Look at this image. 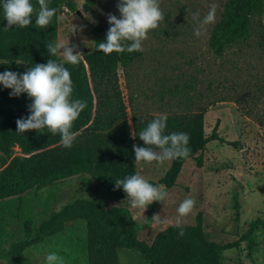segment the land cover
Wrapping results in <instances>:
<instances>
[{"label": "rangeland", "instance_id": "374dc122", "mask_svg": "<svg viewBox=\"0 0 264 264\" xmlns=\"http://www.w3.org/2000/svg\"><path fill=\"white\" fill-rule=\"evenodd\" d=\"M226 1L160 0L164 22L149 33L141 57L115 71L129 121L134 115L149 118L161 113H204L206 136L216 129L222 141L207 144L201 154L202 167L198 168L194 160L186 161L176 185L167 189V199L153 202L143 214L132 209L126 199L110 201L91 177L32 189L21 202L16 198L1 200L0 264H11L9 245L24 239L26 227L34 236L51 213L76 199L103 207H111L106 203L109 201L127 210L138 238L146 243H151L158 232L176 225L177 209L186 197L195 199L196 205L182 225H194L200 215L207 238L214 242H236L252 221L264 219V0L261 13L254 17L251 38L228 47L218 57L211 35ZM75 2V12L64 6L58 10L56 43L69 41L81 54L90 53L98 45L85 26L86 21L90 22L85 13L95 22L108 24L109 13L119 18V0H94L88 11L84 10V0ZM213 3L218 5L215 23L197 37L193 13L199 12L203 19ZM72 25L78 28L75 34ZM55 58L64 62L59 55ZM21 156L19 147L9 155L0 153V176L12 158ZM170 165L171 161L162 165L137 163L138 174L157 185ZM85 237L83 221L68 223L61 234L27 248L23 263L44 264L45 254L55 252L63 257L64 264H87ZM116 256L117 264H150L138 252L125 248L117 249ZM220 264H264V235L257 231L251 252L245 241L223 252Z\"/></svg>", "mask_w": 264, "mask_h": 264}, {"label": "trees", "instance_id": "16d2710c", "mask_svg": "<svg viewBox=\"0 0 264 264\" xmlns=\"http://www.w3.org/2000/svg\"><path fill=\"white\" fill-rule=\"evenodd\" d=\"M94 0H84V10H90ZM36 5V0H32ZM56 14L47 28L33 24L26 28L13 26L5 31L2 4H0V73L12 71L23 74L36 64H46L48 59L64 63L71 73L73 98L87 102L86 108L74 122L72 131L76 138L71 148L61 144V137L45 129L17 132L16 121L27 118L31 100L26 94L10 96V89L0 85V153L9 155L19 147L21 157H14L0 176V201L18 199L32 189L41 190L73 178L91 177L110 201L126 199L122 188L115 186L117 179L137 174L133 146L144 147L139 133L155 117L134 115L129 121L115 71L126 67L141 57V52H123L105 55L96 49L82 54L79 63L71 65L49 55L46 45L56 42L57 14L61 6L75 12V0H49ZM263 0H227L212 35L211 45L216 56L221 57L228 47L246 41L253 34L254 17L262 11ZM96 44L106 40L109 24L85 22ZM6 37L7 39H5ZM131 122V124H130ZM165 134L184 132L189 136V156L171 161L169 170L159 184L171 189L176 185L184 163L196 161L202 167L201 154L211 141H222L213 129L205 135L204 113L167 115ZM228 145L231 143L225 142ZM235 207L238 202L235 199ZM73 221L85 223L87 264H117V249L138 252L150 264H220L223 252L247 242L249 251L255 249L256 233L264 235V219L258 218L236 242L218 243L207 238L200 215L191 226H168L158 232L151 243L138 238L131 215L125 209L103 207L86 199H76L39 224L34 236L26 227L24 239L11 243L8 256L11 264H24L23 252L46 238L61 234ZM181 229L183 236H179Z\"/></svg>", "mask_w": 264, "mask_h": 264}, {"label": "clouds", "instance_id": "9594fccd", "mask_svg": "<svg viewBox=\"0 0 264 264\" xmlns=\"http://www.w3.org/2000/svg\"><path fill=\"white\" fill-rule=\"evenodd\" d=\"M7 31L13 26L26 28L34 23L40 28H47L56 14V9L49 6V0H0ZM119 18L109 13L107 22L109 29L106 40L98 43V51L105 55L143 51V44L149 38V33L156 30L164 22L165 14L160 7V0H119L116 5ZM218 5L213 3L208 13L201 19L199 12L193 13L196 24L195 35L203 34L206 26L215 23V13ZM85 18L95 23L87 13ZM82 31V28L79 29ZM78 28L72 25V34ZM77 45L49 42L46 50L50 56H61L63 61L76 65L82 54ZM0 85L10 89V96L19 97L26 94L31 100L28 107L30 115L16 121L17 132L36 131L40 134L46 129L52 135L61 137V144L71 148L77 133L72 131L74 122L86 108L87 102L73 98V83L71 73L64 63L48 59L46 64H36L28 68L22 75L12 71L0 73ZM167 114H157L156 117L140 131L139 139L144 147L134 145L133 153L137 163L162 165L165 161L186 159L190 154L189 136L184 132L165 134ZM117 188H122L126 200L132 209L143 212L153 202L162 203L168 197V191L163 184L153 185L145 177L132 174L115 181ZM88 198V197H87ZM196 205L195 199L186 197L179 205L176 226L181 227L183 218L189 216ZM154 216V218H157ZM181 229L179 236H183ZM44 264H64L63 257L55 252L44 256Z\"/></svg>", "mask_w": 264, "mask_h": 264}, {"label": "crops", "instance_id": "0c3cea01", "mask_svg": "<svg viewBox=\"0 0 264 264\" xmlns=\"http://www.w3.org/2000/svg\"><path fill=\"white\" fill-rule=\"evenodd\" d=\"M209 110H211V109H209ZM204 129H205V128H204ZM205 135H206V133H205ZM137 174H138V166H137ZM106 203H107L108 206L114 207L113 204L110 203L109 201H106Z\"/></svg>", "mask_w": 264, "mask_h": 264}]
</instances>
